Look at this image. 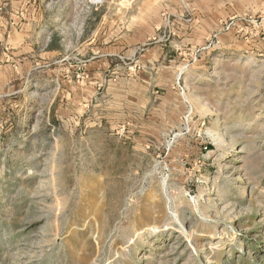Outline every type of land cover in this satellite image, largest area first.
<instances>
[{
	"label": "rangeland",
	"instance_id": "rangeland-1",
	"mask_svg": "<svg viewBox=\"0 0 264 264\" xmlns=\"http://www.w3.org/2000/svg\"><path fill=\"white\" fill-rule=\"evenodd\" d=\"M0 264H264V0H0Z\"/></svg>",
	"mask_w": 264,
	"mask_h": 264
},
{
	"label": "built area",
	"instance_id": "built-area-1",
	"mask_svg": "<svg viewBox=\"0 0 264 264\" xmlns=\"http://www.w3.org/2000/svg\"><path fill=\"white\" fill-rule=\"evenodd\" d=\"M221 25H222L221 26L222 30H228V29H230L232 23H227L224 21Z\"/></svg>",
	"mask_w": 264,
	"mask_h": 264
},
{
	"label": "crops",
	"instance_id": "crops-1",
	"mask_svg": "<svg viewBox=\"0 0 264 264\" xmlns=\"http://www.w3.org/2000/svg\"><path fill=\"white\" fill-rule=\"evenodd\" d=\"M219 8H221V9H222V7H221V6H219ZM210 11H213V7H211ZM209 19H213V17H209Z\"/></svg>",
	"mask_w": 264,
	"mask_h": 264
}]
</instances>
